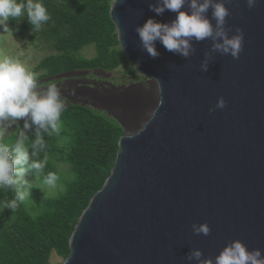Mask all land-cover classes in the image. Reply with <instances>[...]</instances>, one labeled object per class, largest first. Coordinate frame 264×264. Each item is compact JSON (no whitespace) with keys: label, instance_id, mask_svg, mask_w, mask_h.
I'll return each instance as SVG.
<instances>
[{"label":"water","instance_id":"water-1","mask_svg":"<svg viewBox=\"0 0 264 264\" xmlns=\"http://www.w3.org/2000/svg\"><path fill=\"white\" fill-rule=\"evenodd\" d=\"M150 2L110 6L122 52L152 83L151 106L137 131L124 128L110 173L59 264H198L186 259L189 252L214 261L234 240L264 257V0L252 9L245 0L225 4L229 36L243 31L239 59L210 53V40L191 41L196 51L188 59L156 41L159 56L150 57L136 28L177 15L157 16ZM205 53L211 59L201 71ZM221 97L225 108L209 114ZM203 223L210 235H193L192 225Z\"/></svg>","mask_w":264,"mask_h":264},{"label":"trees","instance_id":"trees-1","mask_svg":"<svg viewBox=\"0 0 264 264\" xmlns=\"http://www.w3.org/2000/svg\"><path fill=\"white\" fill-rule=\"evenodd\" d=\"M112 1L40 0L51 19L33 34L47 42L55 53L45 56L35 71L42 70L43 77H53L76 70H112L126 61L121 48L116 47L119 42L109 16ZM8 22L17 28L32 29L26 15L20 21ZM88 45H94L95 57L77 56ZM61 121L63 130L59 137L50 138L42 133L49 155L43 174L29 172L24 179L43 183L48 172L58 174L56 163L68 164L72 177L54 197L30 184L29 198L15 212L4 207L14 198V191L0 187V264H48L52 251L65 258L79 216L113 166L121 136L118 124L82 104L64 107ZM23 124L24 120L17 126L22 129ZM13 132L8 134L9 138ZM26 134L34 140L35 126Z\"/></svg>","mask_w":264,"mask_h":264},{"label":"clouds","instance_id":"clouds-1","mask_svg":"<svg viewBox=\"0 0 264 264\" xmlns=\"http://www.w3.org/2000/svg\"><path fill=\"white\" fill-rule=\"evenodd\" d=\"M233 0H155L149 3V10L157 16H162L165 11L176 13L174 21L158 23L148 19L142 27H137L136 32L141 41L142 50H145L152 58H157L159 53L155 49V42L160 41L164 48L174 54L188 59L195 53L191 41L197 43L210 40L209 50L212 54L230 55L233 59H239L243 50L244 35L240 28L232 31L226 27V18L230 11L225 7L226 3ZM247 7H255L257 0H245ZM187 6L188 11L182 9ZM211 10V20L207 15ZM27 17L33 32H39L42 26L50 19L47 8L40 0H0V26L7 31L9 20L20 21ZM212 21H215L213 25ZM211 59L209 53H205V59L200 65L201 71H207L208 62ZM39 73L31 71L18 58L0 56V187L10 188L14 191V198L8 201L4 207L15 212L30 196L31 185L24 179L29 172H35L37 176L43 174L49 161V155L45 151V140L42 135L59 137L63 124L61 121L64 112V103L61 93L55 84H49L46 89L38 90L37 81ZM156 80V79H155ZM157 89L161 90L159 80H156ZM225 100L221 97L214 108L209 109V114L216 109H223ZM155 113L150 114V119ZM24 120L23 128L17 126L11 138L8 137V127L18 120ZM31 122V124L29 123ZM35 126V139L30 140L26 134ZM43 153L42 159L40 154ZM60 179L56 172H48L44 176L43 183L49 188H55ZM193 235H210L207 223L192 225ZM187 260H195L198 264H264L259 249L248 251L240 240L228 243L226 247L215 257L202 259V252L192 250L186 257Z\"/></svg>","mask_w":264,"mask_h":264},{"label":"rangeland","instance_id":"rangeland-1","mask_svg":"<svg viewBox=\"0 0 264 264\" xmlns=\"http://www.w3.org/2000/svg\"><path fill=\"white\" fill-rule=\"evenodd\" d=\"M7 31L0 26V56L18 58L31 71L39 73L38 90H44L49 84H55L61 93L64 107L73 103L87 105L100 112L109 121L118 124L122 135L125 132L137 131L150 111V97L153 93L152 83L148 78L135 72L134 64L127 58L112 70L101 68L76 70L63 78L50 80L43 77L44 71H35L38 63L55 50L44 40L36 38L30 27H15L7 22ZM116 31V30H115ZM117 34V33H116ZM120 48L118 44L116 46ZM77 56L91 59L95 57L94 45H88L76 53ZM147 107H142V106ZM144 108V109H143ZM132 109V110H131ZM143 109V116L138 112ZM138 114V115H137ZM23 119L8 127V134L13 132ZM60 179L55 188L44 183L28 179L37 190L47 196H57L64 188L65 181L72 177L66 163H56ZM64 257L55 251L51 252L48 264H59Z\"/></svg>","mask_w":264,"mask_h":264},{"label":"flooded vegetation","instance_id":"flooded-vegetation-1","mask_svg":"<svg viewBox=\"0 0 264 264\" xmlns=\"http://www.w3.org/2000/svg\"><path fill=\"white\" fill-rule=\"evenodd\" d=\"M72 72H75V71H72ZM72 72H66V73H61V74H59V75H57V76H53V77H49L50 78V80H54V79H56V78H63V77H65V76H68L69 74H71ZM73 104H77V103H73Z\"/></svg>","mask_w":264,"mask_h":264},{"label":"bare ground","instance_id":"bare-ground-1","mask_svg":"<svg viewBox=\"0 0 264 264\" xmlns=\"http://www.w3.org/2000/svg\"><path fill=\"white\" fill-rule=\"evenodd\" d=\"M142 107H144V108H145V106H144V105H143ZM144 108H143V109H144ZM143 109H142V110H140V111L138 112V114H139V115L137 114L139 118H141V116H143V113H144V112H143ZM131 110H132V109H131Z\"/></svg>","mask_w":264,"mask_h":264}]
</instances>
